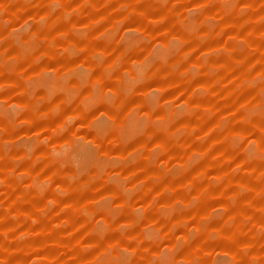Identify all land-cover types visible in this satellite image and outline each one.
Wrapping results in <instances>:
<instances>
[{
	"label": "rangeland",
	"instance_id": "obj_1",
	"mask_svg": "<svg viewBox=\"0 0 264 264\" xmlns=\"http://www.w3.org/2000/svg\"><path fill=\"white\" fill-rule=\"evenodd\" d=\"M0 264H264V0H0Z\"/></svg>",
	"mask_w": 264,
	"mask_h": 264
}]
</instances>
